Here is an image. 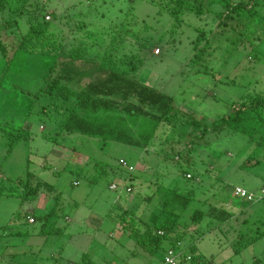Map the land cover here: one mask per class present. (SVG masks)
Masks as SVG:
<instances>
[{"label": "rangeland", "instance_id": "rangeland-1", "mask_svg": "<svg viewBox=\"0 0 264 264\" xmlns=\"http://www.w3.org/2000/svg\"><path fill=\"white\" fill-rule=\"evenodd\" d=\"M231 1L0 0L8 50L0 49V264H166L175 234L146 251L121 219L154 236V217L162 222L168 212L179 215L187 255L264 264V236L248 243L264 232V203L235 196L237 187L264 186V125L256 119L244 133L219 124L244 101L264 98V0ZM87 61L96 82L116 73L172 96L178 117L126 112L139 102L124 82L109 95L87 93L86 105L49 89L69 65ZM92 99L114 104L95 109ZM79 117L110 137L82 133ZM29 172L53 189L24 201L19 179ZM190 191L187 208L173 198ZM53 207L43 228L37 216Z\"/></svg>", "mask_w": 264, "mask_h": 264}, {"label": "trees", "instance_id": "trees-1", "mask_svg": "<svg viewBox=\"0 0 264 264\" xmlns=\"http://www.w3.org/2000/svg\"><path fill=\"white\" fill-rule=\"evenodd\" d=\"M221 1L224 2L227 8L233 7V2L231 0ZM241 4L245 5L246 7L250 6L251 0L241 1ZM0 49L2 50L4 56L8 57V50L1 41ZM91 69L92 66L90 65L89 67L88 61L78 66L77 69L74 65H69L66 69L63 70V73H59V75L53 80V83L49 86V89L56 90V93L64 99H69L74 95H78V98H81L82 104L86 105V100H82V98L87 93L90 94V98L94 96L93 94L109 95L117 89V82H124V94L126 96L135 95L139 102L137 104L129 103L128 105L124 106L126 112L131 114H140L160 121H172L178 117V112L176 107L174 106V98L172 96L158 91L146 84L122 77L116 73H113L112 76L109 77L107 82H96L94 80L95 72H93ZM119 87L121 88V86ZM113 104L114 103L108 99H92V106L95 109H98L101 106L111 108ZM146 106H151L152 108L157 109L159 114L147 110ZM256 119L261 120L262 125H264V98L261 95L252 97V102L250 105L244 101L241 106L235 109L231 114L221 117L219 119V124L220 128L222 129L227 127L235 131H242L244 133H247V125L255 121ZM75 122L76 123L74 124V126L79 127L78 129H80L82 133L89 136H103V129L101 127H95L94 123L84 121L80 117L77 119L75 118ZM200 122L201 121L198 119H193V124L195 125V127H198L200 125ZM135 144L137 145V143ZM34 178V173L29 172L26 180L22 178L19 179V181H21L25 185V193L28 194H25V197L23 199L24 201L34 200L40 189L46 184L47 186L49 185L51 189H53V186L48 182L43 183L42 181H38L37 183H34ZM173 198L178 200L185 208H187L194 200V195L192 191L188 193L175 192ZM53 211L54 207L50 210V212L47 213V215L37 216L38 221H43V228L45 224L49 222V218L53 216ZM203 211V209H196L193 213V217L196 218L198 222H201L203 220ZM228 216H230L229 213ZM225 221L226 219H223V222ZM154 222H156L155 227L157 228V230L164 232L163 235H159L157 232L154 236H150L148 234L139 236V228L137 226V222L134 219H128L127 217H122L121 219L122 225L131 231V234L136 237V242L141 245L146 251H156L159 247H161L162 242L165 239L170 238L174 234L175 237L171 239V242L176 244L178 241H180V237H178L179 234L176 233L177 227L179 225V215L168 212L167 218L164 221L158 222V217L155 216ZM43 228L39 233L43 232ZM56 231L61 232V230ZM263 236L264 232L256 236L255 238H250L248 243H251ZM190 255L191 258L189 259V264H206L207 262V259L200 253L193 252Z\"/></svg>", "mask_w": 264, "mask_h": 264}, {"label": "built area", "instance_id": "built-area-1", "mask_svg": "<svg viewBox=\"0 0 264 264\" xmlns=\"http://www.w3.org/2000/svg\"><path fill=\"white\" fill-rule=\"evenodd\" d=\"M125 167H128L129 171L133 170L132 166H128L125 164ZM187 177L191 178L192 173H187ZM111 188L118 189L119 186H117L116 184H113L111 185ZM132 189H133L132 187L127 188L128 191H132ZM235 196L239 198L240 200H242L243 202L248 203V204H254L258 202L264 203V186L260 188L258 191H249L246 188L237 187L235 188ZM29 221L34 222L35 219L31 217ZM158 233L160 235L164 234L163 231H159ZM180 245H181V242H177L176 244H174V247L169 250L168 254L165 256V259H164L166 264H177L180 258L186 256L185 259H188L190 257V255H187V253L184 251V249L180 247ZM177 248L179 249V251L176 250Z\"/></svg>", "mask_w": 264, "mask_h": 264}, {"label": "crops", "instance_id": "crops-1", "mask_svg": "<svg viewBox=\"0 0 264 264\" xmlns=\"http://www.w3.org/2000/svg\"><path fill=\"white\" fill-rule=\"evenodd\" d=\"M36 214V213H35Z\"/></svg>", "mask_w": 264, "mask_h": 264}]
</instances>
